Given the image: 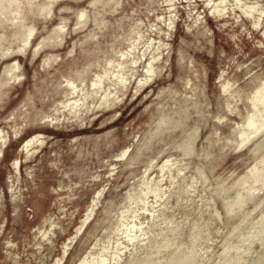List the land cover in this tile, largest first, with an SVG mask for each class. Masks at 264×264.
<instances>
[{
    "label": "rangeland",
    "instance_id": "374dc122",
    "mask_svg": "<svg viewBox=\"0 0 264 264\" xmlns=\"http://www.w3.org/2000/svg\"><path fill=\"white\" fill-rule=\"evenodd\" d=\"M262 82L264 0H0V264H264Z\"/></svg>",
    "mask_w": 264,
    "mask_h": 264
},
{
    "label": "bare ground",
    "instance_id": "6f19581e",
    "mask_svg": "<svg viewBox=\"0 0 264 264\" xmlns=\"http://www.w3.org/2000/svg\"><path fill=\"white\" fill-rule=\"evenodd\" d=\"M34 1V0H33ZM257 9V7H254V10ZM21 25H23V23H21ZM33 31H32V26H30L28 28V33L27 34H19L20 35V41L23 43V47H26L29 45L30 43V37L32 35ZM18 35V36H19ZM11 68H18V63H14V65L10 66ZM11 68H9L8 72H11ZM16 71V70H15ZM14 73H11V76ZM18 77V76H17ZM230 82V81H229ZM231 83V82H230ZM254 99H253V103H254V110L251 114L248 115L247 118V124L246 126L243 128V124L239 125V130L245 131V129H247V127H253V126H257V125H261L260 120H259V113L264 111V83L262 82V84L259 86V88L254 92ZM245 136V135H244ZM243 136V137H244ZM249 138V136L247 137ZM246 139V137H245ZM126 150V149H125ZM173 161H170L169 159H167L163 165L161 166V171H164L165 167L169 166L170 164H173ZM161 179H159V181H161ZM237 185H239L240 187H243V190L248 191H253L255 187L258 188H262L261 186L264 184V158L262 159V163L260 165L253 166L252 168L249 169V172H247L246 174H244L237 182ZM165 188L162 187V185H157V187L153 190L155 192V196L160 197L161 193H165ZM225 190V188H224ZM243 191H238L236 197L232 198L231 200H227L225 202V208L227 212L230 213H235L236 212V207L235 205L237 204L236 201H239V195L242 193ZM238 206H241V204H239ZM93 207V204L91 203L89 206V210ZM250 214V213H248ZM247 215V214H246ZM85 216H87V214L85 213ZM246 219V216L244 217V220ZM54 221V220H53ZM258 223H264V216L257 221ZM135 225V223L133 224ZM130 226L126 232H130L132 231V229L134 228V226ZM264 225V224H263ZM264 231V229L262 230ZM255 232H257V234L260 232V230H256ZM48 231H42V235L44 237L48 236ZM264 233V232H263ZM71 238V237H70ZM127 241L132 242L131 244L133 245V241L136 240L134 239V237L132 235H130L129 233H127L126 235ZM117 244H121L122 246L120 247H115V252L114 254H112V257H108L107 254H105L106 252H104V250H102V252H100V257L98 258V262L95 263L94 261H89L88 260V256L86 255L79 264H116L117 262H119L122 258V248L127 249L128 246L125 245L124 242H119L116 241ZM263 243V241H261V244ZM112 262V263H111ZM125 264H131L130 262H127ZM139 264H147L146 261H140ZM175 264V262H174Z\"/></svg>",
    "mask_w": 264,
    "mask_h": 264
}]
</instances>
